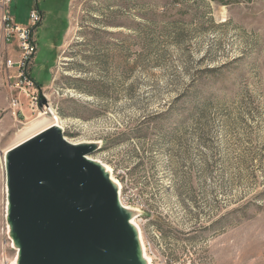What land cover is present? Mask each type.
<instances>
[{"label": "rangeland", "instance_id": "374dc122", "mask_svg": "<svg viewBox=\"0 0 264 264\" xmlns=\"http://www.w3.org/2000/svg\"><path fill=\"white\" fill-rule=\"evenodd\" d=\"M10 13L37 49L35 87L19 89L0 11V264L19 256L5 153L40 122L98 147L150 264H264V0H12Z\"/></svg>", "mask_w": 264, "mask_h": 264}, {"label": "water", "instance_id": "95a60500", "mask_svg": "<svg viewBox=\"0 0 264 264\" xmlns=\"http://www.w3.org/2000/svg\"><path fill=\"white\" fill-rule=\"evenodd\" d=\"M90 145L76 148L51 127L8 153L16 264H143L127 221L132 214L123 212L120 192L89 160L98 149Z\"/></svg>", "mask_w": 264, "mask_h": 264}, {"label": "built area", "instance_id": "2783aa9c", "mask_svg": "<svg viewBox=\"0 0 264 264\" xmlns=\"http://www.w3.org/2000/svg\"><path fill=\"white\" fill-rule=\"evenodd\" d=\"M12 0H0V11L2 15V26L5 31V37L7 42H11L14 38L17 39L18 46L20 48L21 57L18 61L8 60L7 67L9 69L17 68L19 75L16 76L19 82L17 83V87L19 89H23L25 87H35V83L33 80L27 78V74L25 76V72L27 70V66L33 56L36 54V45L32 40V30L28 27L19 26L14 23V20L11 16ZM30 19L32 23L35 25L39 21V16L36 11L31 13ZM30 85V86H29ZM14 109L19 105L20 102L16 99L12 100Z\"/></svg>", "mask_w": 264, "mask_h": 264}, {"label": "bare ground", "instance_id": "6f19581e", "mask_svg": "<svg viewBox=\"0 0 264 264\" xmlns=\"http://www.w3.org/2000/svg\"><path fill=\"white\" fill-rule=\"evenodd\" d=\"M43 116V115H42ZM47 119V118H46ZM43 123H46V122H40V123H36V124H34V125H32L31 127H29V128H27L26 130H25V132H24V134H22V135H24L25 137H27V136H30V137H28V138H26L25 140H23V142L21 141V143H19V144H17L16 146H18V145H20V144H22V143H24L25 141H27V140H29L30 138H32V137H34V136H36L37 134H39V133H41L42 131H44V130H39V128H41L42 126H43ZM52 124V123H51ZM51 127H55V128H58V129H60L61 131H63V129H62V127L59 125V124H56L55 122H54V124L53 125H51ZM51 127H48V128H51ZM45 128V127H44ZM41 129H43V128H41ZM37 130H39V131H41V132H36ZM35 132H36V134H35ZM70 144H72L74 147H76V148H79L80 146H88V147H90L91 145V143H78V144H75V143H71V142H69ZM16 146H14V147H12L11 149H9L6 153H5V161H6V158H7V155H8V153L9 152H11L12 151V149L13 148H15ZM89 160L91 161V162H93L94 160H92L91 159V157H89ZM93 163H96L97 165H99L101 168H102V170L104 171V173H105V175H106V177L108 178V180L110 181V183L112 184V186L118 191V193L120 192V183H119V181L118 180H116L113 176H112V170L108 167V166H106V165H103L102 163H99V162H97V161H94ZM122 208H123V212L125 213V214H128V211H127V209L125 208V207H123L122 206ZM128 221V223L134 228V230H135V232H136V235H137V239H138V249H139V252H140V256H141V259H142V261H143V264H150V259L147 257V255H146V253H145V248H144V246H143V242H142V238H141V233H140V229H139V227L136 225V223L132 220V219H128L127 220ZM10 232V231H9ZM247 233V232H246Z\"/></svg>", "mask_w": 264, "mask_h": 264}, {"label": "flooded vegetation", "instance_id": "af4514ba", "mask_svg": "<svg viewBox=\"0 0 264 264\" xmlns=\"http://www.w3.org/2000/svg\"><path fill=\"white\" fill-rule=\"evenodd\" d=\"M38 14H40V17H41V19H42V21H43V18H44V16H43V14H41L40 12H39V9L38 8H36V10H35ZM41 21V22H42Z\"/></svg>", "mask_w": 264, "mask_h": 264}]
</instances>
